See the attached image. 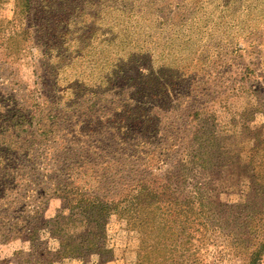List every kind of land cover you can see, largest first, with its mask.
Returning a JSON list of instances; mask_svg holds the SVG:
<instances>
[{"label": "trees", "instance_id": "1", "mask_svg": "<svg viewBox=\"0 0 264 264\" xmlns=\"http://www.w3.org/2000/svg\"><path fill=\"white\" fill-rule=\"evenodd\" d=\"M23 35L27 38L28 31ZM10 43L17 44L2 45ZM69 66L78 63L38 81L56 89L49 106L32 93L19 103L0 90V235L9 240L27 234L26 242L32 243L47 199L71 196L96 230L80 242L65 240L64 258L82 259L79 252L89 250L96 255L111 252L106 264H264V216L236 205L214 187L237 161L264 181L259 167L249 165L253 154L246 150L264 131L261 98L244 110L242 92L233 89L226 105H213L230 109L236 117L225 125L236 131L199 129L193 137L182 131L178 136L174 119L163 128L159 123V114H174L176 120L197 115L182 102L190 86L183 88L187 93L182 97L180 89L173 96L181 78L178 68L165 65V70L145 75L151 82L152 98L145 94L149 103L136 106L128 97L126 106L110 108L85 100L91 95L100 99L103 92H68L73 77ZM258 78L263 89L264 77ZM245 80L237 75L240 89H246ZM252 119L259 120V127H249ZM164 167L162 173L156 171ZM110 209L135 223L125 242L111 243L105 228Z\"/></svg>", "mask_w": 264, "mask_h": 264}, {"label": "rangeland", "instance_id": "2", "mask_svg": "<svg viewBox=\"0 0 264 264\" xmlns=\"http://www.w3.org/2000/svg\"><path fill=\"white\" fill-rule=\"evenodd\" d=\"M5 41L17 44L3 46ZM72 61L78 67H66L73 76L68 92H103L100 99L91 95L85 100L110 108L126 106L128 97L136 106L149 103L145 94L152 98L151 82L145 75L156 68L163 71L165 65L176 67L181 78L173 96L180 89L178 98L182 97L187 93L183 88L190 86V95L182 102L192 105L190 113L197 115L176 120L174 114H159L160 127L174 119L173 133L178 136L182 131L193 137L199 129L225 131V121L236 116L227 106L219 110L214 101L226 105L228 92L237 89L244 110L258 98L264 105V86L258 87L262 83L258 76L264 77V0H0V90L13 94L19 103L32 93L49 106L56 89L41 87L38 81L61 73ZM237 75L246 77V89L239 88ZM257 121H249V127H259ZM258 136L246 150L253 154L249 165L259 167L264 178V131ZM47 164L56 166L52 161ZM243 165L231 164L228 176L215 181L214 187L236 205L264 216V181L245 172ZM156 171L162 173L165 167ZM108 214L105 228L111 243L127 241L135 223L111 209ZM40 220L32 243L26 242L27 234L9 240L0 235V264H106L111 260L108 251L79 252L82 259L62 255L65 240L80 242L96 230L74 197L47 199Z\"/></svg>", "mask_w": 264, "mask_h": 264}]
</instances>
